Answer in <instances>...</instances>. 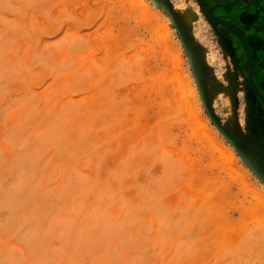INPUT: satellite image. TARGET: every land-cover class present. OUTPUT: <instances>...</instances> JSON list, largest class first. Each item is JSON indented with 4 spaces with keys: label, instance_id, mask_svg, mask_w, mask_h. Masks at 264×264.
Masks as SVG:
<instances>
[{
    "label": "rangeland",
    "instance_id": "1",
    "mask_svg": "<svg viewBox=\"0 0 264 264\" xmlns=\"http://www.w3.org/2000/svg\"><path fill=\"white\" fill-rule=\"evenodd\" d=\"M208 2L0 0V264H264V0Z\"/></svg>",
    "mask_w": 264,
    "mask_h": 264
},
{
    "label": "flooded vegetation",
    "instance_id": "2",
    "mask_svg": "<svg viewBox=\"0 0 264 264\" xmlns=\"http://www.w3.org/2000/svg\"><path fill=\"white\" fill-rule=\"evenodd\" d=\"M209 5H218L219 6H228L226 2L220 4L219 0H208ZM241 0H238L235 4H238ZM216 13H222L223 11L215 10ZM250 16V15H249ZM249 17L247 16L245 20L246 23L248 22ZM250 23V22H248ZM253 29H249L247 31L249 37V40L251 38L256 39L258 43L261 45V49L257 50L256 48H252V43H248L249 49H250V57H251V64L249 66L248 63H245V66L243 67L244 72L246 71V75L248 76V73L252 76V81L254 83V87L260 92L262 99L260 100L259 97H257L259 94L258 92H252L251 97H253V100L255 101L257 110H261V117L259 118L260 121L264 122V32H262V29L255 30L254 27H251ZM230 48V47H229ZM234 48V47H233ZM232 51V48H230ZM236 50V53L240 52V48L234 49ZM244 64V63H243ZM242 64V65H243ZM242 68V67H241ZM257 95V96H256ZM258 119V120H259Z\"/></svg>",
    "mask_w": 264,
    "mask_h": 264
},
{
    "label": "water",
    "instance_id": "3",
    "mask_svg": "<svg viewBox=\"0 0 264 264\" xmlns=\"http://www.w3.org/2000/svg\"><path fill=\"white\" fill-rule=\"evenodd\" d=\"M238 0H232V1H230V3L228 4L229 6H233V4H235L236 2H237ZM248 6V5H247ZM220 7V6H219ZM242 7H244V6H241V5H238V8H239V10L240 9H242ZM236 36L238 37V39H239V41L242 43V45H243V47H244V49H245V52H246V57H247V63L249 64V66H250V64H251V57H250V49H249V45L246 43V41L242 38V36H240V34H236ZM249 82H250V84L254 87V83H253V81H252V76H251V74H250V76H249ZM255 88V87H254ZM259 93V92H258ZM259 97H260V93H259ZM212 119H213V121L215 122V120H214V118L212 117ZM215 124L218 126V127H220L218 124H217V122H215ZM220 131L221 132H223V129L220 127ZM223 133H225V132H223ZM226 135V134H225ZM227 136V138L229 139V141L231 142V143H233V140H232V137L231 136H229V135H226Z\"/></svg>",
    "mask_w": 264,
    "mask_h": 264
},
{
    "label": "crops",
    "instance_id": "4",
    "mask_svg": "<svg viewBox=\"0 0 264 264\" xmlns=\"http://www.w3.org/2000/svg\"><path fill=\"white\" fill-rule=\"evenodd\" d=\"M253 16L254 15L249 16L248 22H250L251 24H254L255 23L256 25H258L257 27H259L260 29H262V32H264V23H262V22H264V20L258 22L259 21L258 19L254 20V19L251 18ZM254 18H256V17H254ZM256 47H257L256 48L257 50H260L262 48L261 45L258 43V41L256 42Z\"/></svg>",
    "mask_w": 264,
    "mask_h": 264
}]
</instances>
